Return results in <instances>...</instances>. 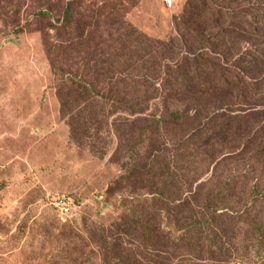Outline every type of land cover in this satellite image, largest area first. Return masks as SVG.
I'll list each match as a JSON object with an SVG mask.
<instances>
[{
    "label": "rangeland",
    "instance_id": "obj_1",
    "mask_svg": "<svg viewBox=\"0 0 264 264\" xmlns=\"http://www.w3.org/2000/svg\"><path fill=\"white\" fill-rule=\"evenodd\" d=\"M187 1L0 0V264H100L88 231L125 212V178L150 146L166 144L165 164L191 165L174 147L185 127L141 136L167 111L154 100L166 66L149 46L186 28ZM110 99H142L148 112L131 116ZM243 103L210 124L227 136L194 165L192 192L225 189L228 264H264V102ZM142 185L132 187L146 195ZM62 196L72 203L66 221L54 205Z\"/></svg>",
    "mask_w": 264,
    "mask_h": 264
},
{
    "label": "trees",
    "instance_id": "obj_2",
    "mask_svg": "<svg viewBox=\"0 0 264 264\" xmlns=\"http://www.w3.org/2000/svg\"><path fill=\"white\" fill-rule=\"evenodd\" d=\"M261 7L264 12V0H188L179 24L186 28L151 42L149 48L166 66L163 95L154 100H161L167 111L151 116L153 124L141 136L159 139L169 124L185 127L181 143L174 147L191 165L178 166L176 160L175 167L165 164L166 144L150 146V154L125 178L132 188L122 201L125 212L108 227L88 231L100 264H228L224 225L234 218L219 212L226 210L231 197L223 188L202 196L203 185L192 192V169L218 143L216 138L227 136L225 124H210L226 115L233 100L241 98L242 105L247 98L254 100L250 110L263 105L264 25L252 17H264ZM131 82L144 86L143 80ZM110 100L113 108L134 117L148 112L142 99L125 106L123 99ZM169 101L176 106L173 111ZM136 184H143L148 193H137L132 187Z\"/></svg>",
    "mask_w": 264,
    "mask_h": 264
},
{
    "label": "built area",
    "instance_id": "obj_3",
    "mask_svg": "<svg viewBox=\"0 0 264 264\" xmlns=\"http://www.w3.org/2000/svg\"><path fill=\"white\" fill-rule=\"evenodd\" d=\"M55 208L57 209L59 217L66 221L72 216V203L68 197L62 196L55 201Z\"/></svg>",
    "mask_w": 264,
    "mask_h": 264
}]
</instances>
